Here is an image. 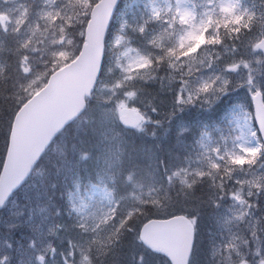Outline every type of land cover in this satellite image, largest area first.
<instances>
[{
	"label": "rangeland",
	"instance_id": "obj_1",
	"mask_svg": "<svg viewBox=\"0 0 264 264\" xmlns=\"http://www.w3.org/2000/svg\"><path fill=\"white\" fill-rule=\"evenodd\" d=\"M72 2L74 0H55L54 4L51 0H0V12H6L14 19L19 14L21 5L27 6L31 12L25 28L28 25L34 26L37 22L43 27L44 22L38 15L40 9L61 8L68 15H73ZM192 2L187 0L186 6L194 9L196 23H199L203 13L208 12L214 6L207 0H192ZM239 2L241 11L246 8L255 12L257 17L264 12V0H239ZM168 4H171L174 10L176 0H157L154 7L162 9L160 18H152V21H156L155 25L145 27L146 30L142 35H138L137 26L141 22L137 20L136 11L134 13L131 11L129 14L118 13L115 17L106 41L107 60L103 66L104 74L98 80L92 100V105L98 110L97 117L93 121L96 133L90 139L91 150L96 151L95 159H88L93 154L90 152L91 150L85 151L87 147L81 140L78 142L82 146L81 149L77 150L71 145L76 140L70 133L68 140L65 135L58 138L51 149H60L63 146L69 152L61 156L60 162L55 164L56 173L46 175L42 174L43 168L35 170L16 194L18 196L13 197L5 207L4 213L8 212V216L0 218V247H5L4 250L0 248V259L5 253L2 260H5V263L0 262V264H82L83 256L90 257L92 251L94 253L92 264H110L113 259L112 244L100 243L107 236L104 232H99L101 228L93 231L95 224L99 223L95 218L101 216L109 207H115L114 204L110 205L107 200L101 198L105 186L113 191L116 198L126 197L121 201L123 206L133 203L131 193L148 199L150 188L155 189L152 195L161 198L165 195L181 194L183 185L179 178H176L174 184L169 186L165 179V169L170 171L176 167L186 168L189 182L195 176L193 169L200 168L208 171V161L204 159L202 155L204 149L199 143L202 132H210L212 139L209 148L219 145L221 155H224L226 149L233 148V137L239 135L240 132L237 123L242 125L245 113H251L248 107L250 103L249 86L244 85L237 89L236 85L238 82L246 80L250 68L251 75L254 77V86L264 89V54L259 49L253 50L248 46V36H242L241 40H234L232 37L235 33L228 35V29L223 25L220 26V31L226 37L227 42L223 40L221 44L216 45L200 42L201 46L198 48V55L190 74L188 65L180 61H177L180 68L176 69L170 67L167 61L161 62L159 67L154 69L151 78L141 79L137 73H142L143 70L136 67H133L128 73L133 77V83L137 88L143 84L157 83L163 92L168 91L172 95L171 105L174 108L172 111L166 112L162 120L156 119L157 125L149 127L142 125L140 129L127 132L118 124L115 113L105 117L103 110L112 108L115 100L119 98L120 90H117L112 103L105 102V97L112 94L104 85H111L122 75L116 66V58L119 57L121 63L127 65L129 57L123 55L127 48L134 50L129 56H135L136 50L144 55L149 52L160 54L162 51L160 48L148 43L153 36L160 35L164 29H167L169 35L165 37L163 44L166 47H172L176 44L178 37L184 35L185 29H188L189 26L180 23L179 19H176L175 23H171L173 13L168 11ZM76 11H80L81 15L79 17L73 15L72 27H69V35L65 37L63 45H50V47L63 46L70 54L74 51L75 45L80 39L78 21L84 20V12L88 9L77 8ZM148 14L152 17V10ZM209 15L215 19L220 15L219 8L214 14L210 12ZM59 23L57 21V24ZM11 27L10 25L7 33L0 29V50L2 51H9L13 46L15 47V40L18 37L11 32ZM54 31H58V29L52 26L48 28L50 37ZM26 34L28 33H22V35ZM259 34L260 29L256 25L251 35L258 36ZM200 35L204 34L200 33ZM117 36L124 37L120 46L113 43ZM69 39L73 41L72 44L67 43ZM194 42H196L194 38L189 41V43ZM47 44L48 41H45V45ZM234 44L236 45L235 49L233 48ZM43 46L36 45L38 49ZM28 54L32 57L30 63L33 65L34 73L44 70L43 60L49 61L47 67L51 69V58L47 53L42 55L37 51ZM241 58L249 61V68L241 65L237 72L230 74L232 80L230 93L224 97L223 102L217 108L213 109L212 113L207 112L199 100L195 105L185 106L173 103L177 86L182 83V80L196 82L200 78L208 79L219 73L226 62ZM184 59V57L181 58V60ZM0 65L5 69L1 60ZM181 72L184 73L183 77H181ZM170 77H174V79L170 80ZM136 102L141 103L140 100H136ZM195 112H198L197 117L191 115ZM90 119L91 117L86 118L87 122L79 120L74 125V129L81 132H84L85 128L93 129L89 126L92 121ZM192 124L194 125L191 126ZM217 126L219 130H216ZM253 144H255V140H253ZM137 145L140 147L138 148ZM167 147L168 149H166ZM132 155L136 162H133ZM47 156V160H50L49 153ZM87 160L91 161L90 165H84ZM250 160L251 163H249ZM217 162L222 167L219 173L213 174L215 179L204 177L203 182L198 184L209 183L203 188L200 195L206 209L203 210L205 220L199 224L198 235L201 245L198 258L203 261V264H239L241 256H243L249 264H258L261 257H264V231H261L264 229V190L250 186L246 181L264 174V158L260 153L253 159L252 154L248 153L237 164H232L226 155L223 160ZM50 168L45 167V170ZM226 168L234 170L225 175ZM129 174L132 177L131 180L128 179ZM57 180H61L64 185L69 183V186L64 190L71 191L69 192L72 194L71 199L69 193L63 194L64 190H52L51 184ZM220 183L224 184L221 193L223 199L217 206L213 202L217 198L216 192L218 191L215 185ZM261 183H264V180ZM55 188L58 186L55 185ZM236 191L240 193L246 203L241 204L233 197L232 193ZM249 192L252 194L249 195ZM23 195L27 202L25 205H21L22 209H19L21 207H18L19 199ZM81 199L88 204V207L83 212H77L73 204L79 206ZM50 202L67 206L68 213L73 215L71 217L85 221L78 225L76 231H73L76 235L73 239L57 238V250L60 251L58 254L50 242L54 234L53 225L55 227L53 216L47 213V209L51 205ZM241 213H243L242 217ZM4 227L10 231L8 235L1 231ZM254 229L259 239L253 236ZM106 230L108 234L110 230ZM230 242L235 247L228 248L227 245ZM104 248H109L111 251L105 254L103 253ZM257 249H259V253H257ZM40 257H43V260ZM137 261L131 257L129 261L124 260L120 263L134 264Z\"/></svg>",
	"mask_w": 264,
	"mask_h": 264
},
{
	"label": "snow or ice",
	"instance_id": "obj_2",
	"mask_svg": "<svg viewBox=\"0 0 264 264\" xmlns=\"http://www.w3.org/2000/svg\"><path fill=\"white\" fill-rule=\"evenodd\" d=\"M51 2L54 4L55 0H51ZM207 2L214 6L208 12L202 14L199 23L195 21L196 13L194 9L186 6L187 0H176L174 10L171 4L167 5L168 11L173 13L171 23H175L176 19H179L180 23L189 26L188 29H185L184 35L179 36L176 44L172 47H166L163 44V40L169 35L167 29H164L162 34L153 36L148 41L154 47L162 50L160 54L149 52L144 55L136 50L135 56H129L134 50L127 48L123 53L125 57H129L127 65L122 64L119 57L116 58V66L120 69L122 75L114 80L111 85H104L112 94L105 97V102L112 103L117 90H120L119 98L115 100L112 108L103 110L105 117L115 113L116 117L125 125L140 129L146 119V114L135 106L141 89L135 86L133 77L128 74L131 69L136 67L143 70L142 73L138 72L137 75H140L141 79H145L151 78L154 69L159 67L161 62L167 61L170 67L176 69L180 68V64L177 63V61H180L188 65L190 74L198 55V48L201 46L200 42L213 45L223 42V34L220 31L221 25L228 29V35L235 33L232 37L234 40H241L242 36H248V46L251 49L264 50V12L257 17L255 12L246 8L241 11L239 0H207ZM117 3L118 0H106L105 6L111 12L115 9ZM71 6L74 10L73 15L79 17L81 12L76 11V9L91 10L93 3L92 0H74ZM217 8H219L220 15L213 19V16L209 13L214 14ZM161 11L162 9L153 7L152 18L159 19ZM30 12L31 9L24 5H21V10L14 19L8 13L0 12V29L7 33L11 25V32L18 37L15 40V47L9 49L15 57L14 71L16 76L12 85L13 91L9 93L13 102L9 103L6 108H0V205L21 183L31 168L44 157L48 146L67 126L69 116L75 119L89 106L88 102L84 100V96L87 94L88 97H91L95 83L104 74L103 66L107 60V53L103 49L102 42L96 57L92 58L91 56L93 41L99 38L94 35L92 21L87 19V11L84 12L86 19L78 21L80 39L71 54L63 46L52 48L50 45H63L65 37L69 35L68 29L72 27L73 15H68L61 8L40 9L38 15L40 20L44 22V26L41 27V24L37 22L34 26L28 25L25 28ZM108 19H110V16ZM57 21L60 23L57 24ZM146 24L147 21L137 26L140 33L145 32ZM256 25L259 26L260 34L252 36L251 34L254 32V26ZM50 26L58 29V31L51 33V37L48 32ZM245 29L246 32L243 31ZM22 33L28 34L22 35ZM104 33L105 39H107V29H104ZM200 33L204 35L201 36ZM193 38L196 42L189 43ZM45 41H48L47 45H45ZM123 41V36H117L113 43L120 46ZM67 43L72 44L73 41L69 39ZM38 44L44 46L38 49L36 47ZM233 48H236L235 44ZM37 51L41 52L42 55L47 53L50 56L51 69L47 67L49 61L43 60L44 70L34 73L33 65L30 63L32 57L28 53ZM182 57L185 59L181 60ZM69 60L71 61L70 64L68 63ZM82 65L88 66V78L77 93L76 109L45 130L32 153L27 156L23 169L19 171L15 179H9L8 174L15 165L16 152L22 145L27 121L55 96L62 81L67 76L65 69H68L69 72L78 71ZM241 65L249 68V61L243 58L228 61L221 67L219 73L208 79L200 78L196 82L182 80V83L177 86L173 103L185 106L195 105L196 101L199 100L202 107L207 112L212 113L213 109L217 108L223 102L224 97L230 93V86L232 85L230 74L237 72ZM251 71L249 68L246 80L238 82L236 88L238 89L244 85L249 86L248 91L255 110L252 113H245L242 125L237 123L240 132L239 135L233 137V148L231 150L226 149L224 155H221L219 145L209 148L212 137L209 131H204L201 134L199 143L204 149L202 155L208 161V171L200 168L193 169L195 176L189 182L186 168L176 167L170 171L167 168L165 169V179L169 186L174 184L176 178H179L180 183L183 185V201H174L168 195L163 198L154 196L152 192L155 189L150 188L148 199L131 193L133 203L129 206H123L121 201L125 200L126 197L116 198L113 191L105 186L101 198L107 200L110 205L114 204L115 207H109L101 216L95 218L99 223L95 224L93 231L99 229L100 225H108L111 229L106 238L100 241L101 244H113L119 241L123 235L131 234L132 243L143 249L137 257L138 264H199L198 232L200 215L198 206L187 202L195 199V195L189 196V193L195 194L196 186L203 182L204 177L215 179L213 174L219 173L222 167L217 161L223 160L225 155L228 156L232 164H237L248 153H251L254 159L264 151V89L254 86V77L251 75ZM183 75L184 73L181 72V77ZM0 76H3L2 65H0ZM10 78H13L11 73L4 77V79ZM169 79H174V77ZM152 111L156 112L157 109L153 107ZM216 130H219L218 126ZM223 139L226 140L227 138ZM253 140H255V144H253ZM251 162L250 160L249 163ZM233 170L226 168L225 175ZM128 179H132L130 174ZM262 180H264V174L246 182L250 186L264 190ZM215 187L218 191L216 192L217 198L213 202L218 206L219 201L223 199L221 193L224 184L220 183ZM251 194L249 192V195ZM232 195L241 204L246 203L238 191L233 192ZM71 197L72 194L69 193V198L71 199ZM73 207L77 212H83L88 204L81 199L80 205L73 204ZM242 216L243 213H241ZM261 231H264V229H261ZM154 235L159 236L160 239L154 240ZM253 236L259 239L256 236L255 229L253 230ZM227 247L232 248L235 245L230 242ZM108 251H111V249H103L105 254ZM145 252L151 255L152 259L150 261H146ZM257 253H259V249H257ZM40 259L43 260V257H40ZM84 262L92 264L88 255L83 256L82 264ZM113 264H116V262L114 261ZM239 264H248V261L241 256ZM258 264H264V257H261Z\"/></svg>",
	"mask_w": 264,
	"mask_h": 264
},
{
	"label": "trees",
	"instance_id": "obj_3",
	"mask_svg": "<svg viewBox=\"0 0 264 264\" xmlns=\"http://www.w3.org/2000/svg\"><path fill=\"white\" fill-rule=\"evenodd\" d=\"M95 1L96 0H92V3H94ZM151 4H152L151 0H122L117 11L118 12H120L122 10L126 11L128 6H131L134 8L146 9ZM255 27L256 26H254V28ZM222 39L224 41H227L226 37L224 35H222ZM12 48H14V46ZM0 60L3 62L4 66H5V69H3V76H0V108H6L9 103L13 102L12 97L9 95V93H11L13 91L12 85H13L14 77L16 76V73L14 71L15 57L12 55V53L10 51L0 50ZM9 73L12 74L13 78L4 79V77H7ZM141 90L142 91L140 92L138 98L145 103V105L143 106L144 108H147V110H150L153 107H156L158 110L160 109L159 111H164V113L166 111H169V107L171 106V97L169 94L160 93L157 86H153V85H146ZM138 105L140 107H142L140 104H137V106ZM93 107H95V106H93L89 103V106L87 107L86 112H84V114L80 118V119L86 121V118L91 117L92 121L89 123V126L92 127L93 129L90 130V129L85 128L84 132L77 131L76 129H74V125L77 123H74L71 126H69L67 128V130H65L62 133V135L64 134L66 136L67 140H68V138H70L69 133L74 136L76 142L72 143L71 145L74 146L77 150H79V148L80 149L82 148V146L80 144H78V142L80 140L83 142V145L87 147V149L85 151H87V150L90 151L92 148V146L90 144V139L96 133V127L93 124V121H95L97 114H98L95 111L96 107L95 108H93ZM76 136L78 137L77 139H76ZM68 152L69 151L66 147H63V146L60 147L58 155L51 154V156H50L51 165L53 163H56V164L59 163L60 157L65 155ZM45 157L46 156L44 155V157L41 159L40 165L45 166ZM132 160H133V162H136L133 155H132ZM46 162H48V160H46ZM90 163H91V161L87 160L84 163V165H90ZM51 185L53 186L54 191H58V190L66 189L69 186V183H67L66 185L62 184V186L61 187L59 186L58 188H55L56 182H52ZM205 186H206L205 183H203L201 185H197L196 190H195V194L189 193V196L195 195V199L187 201L190 204L198 206L199 215H200L199 224H201L205 220V213H203V210L206 209V206H205V203L203 201V198L200 197V195L202 194V190ZM69 192H71V191L67 189V190L63 191V194L66 195ZM169 196L174 201H183V199H184L183 192L179 195L178 194H170ZM56 207L61 209L59 211V216L55 215L56 218H58V221L61 222L60 226L64 227L65 230L69 232V233L62 232V236L66 240L73 239L75 233H72V231H76L75 230L76 225L71 220V217H70L71 215H69V213H68L67 206H62L61 204L56 203ZM56 207L53 205L51 206V209L53 210L54 213H55ZM19 209H22V206ZM66 216L69 217L68 220H65ZM105 227H107V226H105ZM108 227L109 228H107V229L111 230L110 226H108ZM106 231H103L105 233V235H107ZM112 245L114 247V253L112 255L113 259H111L110 264H112L114 261L116 262V264H121L120 262H123L124 260L129 261V258H131V257H133V258H135V260H137V254L140 252V249H141L139 246L132 243L131 234L123 235L119 241H116ZM198 245L199 246L201 245L199 235H198ZM199 264H203V261L201 259H199Z\"/></svg>",
	"mask_w": 264,
	"mask_h": 264
},
{
	"label": "water",
	"instance_id": "obj_4",
	"mask_svg": "<svg viewBox=\"0 0 264 264\" xmlns=\"http://www.w3.org/2000/svg\"><path fill=\"white\" fill-rule=\"evenodd\" d=\"M119 1L120 0H118V3ZM96 5L99 6L97 7ZM105 5H106V0H99L92 7L90 12L89 19H91L92 21L94 35L98 36L99 38L98 40L94 39L93 41V45L91 49L92 58L96 57L101 42L103 44V49H104V41H105L104 29H108L109 23L117 7L116 6L115 9L110 12ZM109 16L110 19H108ZM65 72L67 73V76L62 81L61 86L57 90L55 96L49 101V103L45 107H43L39 112L33 114L32 117L27 121L22 145L17 149L16 152L15 165L10 169L8 174L9 179H15L16 176L19 174V171L23 169L27 156L32 153V151L34 150L35 146L41 139V136L45 132V130L48 129L50 126H52L54 123L58 122L63 116L68 115L69 113L73 112L76 109L77 93L79 89L87 81L88 66L82 65L78 71H72V72H69L68 69H65ZM86 97H88L87 94H85L84 100ZM72 120L74 119H72L71 116H69L67 124L70 123ZM120 122L123 125H125L121 120ZM126 126L132 128L131 125H126ZM31 170L24 176L23 180L29 175ZM3 204L0 205V208H2ZM153 239L159 240L160 237L154 235Z\"/></svg>",
	"mask_w": 264,
	"mask_h": 264
},
{
	"label": "bare ground",
	"instance_id": "obj_5",
	"mask_svg": "<svg viewBox=\"0 0 264 264\" xmlns=\"http://www.w3.org/2000/svg\"><path fill=\"white\" fill-rule=\"evenodd\" d=\"M171 141H172V140H171ZM170 143H171V142H170ZM161 145H162V144H161ZM167 146H168V145H167ZM171 146H172V145H171ZM161 148H162V147H161ZM161 148H160V149H161ZM166 149H168V147H167ZM56 185H57L58 187H59V186L61 187V186H62V182H61V180H57V181H56Z\"/></svg>",
	"mask_w": 264,
	"mask_h": 264
}]
</instances>
